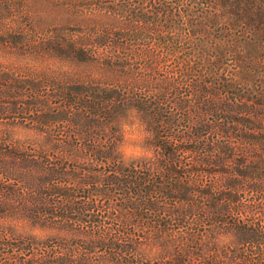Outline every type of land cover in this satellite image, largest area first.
<instances>
[{"label": "trees", "instance_id": "obj_1", "mask_svg": "<svg viewBox=\"0 0 264 264\" xmlns=\"http://www.w3.org/2000/svg\"><path fill=\"white\" fill-rule=\"evenodd\" d=\"M24 3L10 63L63 45ZM79 49L80 95L0 70V264H264V0H82ZM133 107L155 158L125 165Z\"/></svg>", "mask_w": 264, "mask_h": 264}, {"label": "rangeland", "instance_id": "obj_2", "mask_svg": "<svg viewBox=\"0 0 264 264\" xmlns=\"http://www.w3.org/2000/svg\"><path fill=\"white\" fill-rule=\"evenodd\" d=\"M26 1V0H25ZM42 6L36 10L33 9L37 18L47 19L46 25L37 28V34L45 35L49 32L51 38L63 36L60 49H51L39 55L30 54L20 47L17 55L19 63L4 60L0 55V70H9L16 75L27 76L34 72H41V68H47V72L53 76V80L67 84L76 95H80V2L82 0H35ZM11 12L19 18L26 16V7L24 0H16V4L11 8ZM24 20V19H23ZM47 35V34H46ZM40 36V35H39ZM53 40V39H52ZM75 40V41H74ZM77 42L76 47L69 43ZM20 44V43H19ZM54 46V45H53ZM5 57H8L5 55ZM29 91V90H28ZM55 92V91H51ZM56 96H51L50 101H57Z\"/></svg>", "mask_w": 264, "mask_h": 264}, {"label": "clouds", "instance_id": "obj_3", "mask_svg": "<svg viewBox=\"0 0 264 264\" xmlns=\"http://www.w3.org/2000/svg\"><path fill=\"white\" fill-rule=\"evenodd\" d=\"M119 132L121 141L115 152L125 165L138 160H154V146L148 144V141L154 138V134L141 120L138 109L129 108L120 117ZM223 239L226 242L227 238Z\"/></svg>", "mask_w": 264, "mask_h": 264}]
</instances>
